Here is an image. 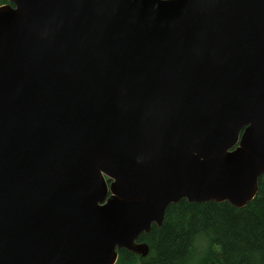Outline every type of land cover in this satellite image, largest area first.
Listing matches in <instances>:
<instances>
[{
    "label": "water",
    "instance_id": "95a60500",
    "mask_svg": "<svg viewBox=\"0 0 264 264\" xmlns=\"http://www.w3.org/2000/svg\"><path fill=\"white\" fill-rule=\"evenodd\" d=\"M0 264H116L182 200L264 175V0H6Z\"/></svg>",
    "mask_w": 264,
    "mask_h": 264
},
{
    "label": "trees",
    "instance_id": "16d2710c",
    "mask_svg": "<svg viewBox=\"0 0 264 264\" xmlns=\"http://www.w3.org/2000/svg\"><path fill=\"white\" fill-rule=\"evenodd\" d=\"M6 3L0 0V6ZM138 242L148 246V255L119 250L116 264H264V175L244 208L182 200L167 208L160 228L153 225Z\"/></svg>",
    "mask_w": 264,
    "mask_h": 264
},
{
    "label": "rangeland",
    "instance_id": "374dc122",
    "mask_svg": "<svg viewBox=\"0 0 264 264\" xmlns=\"http://www.w3.org/2000/svg\"><path fill=\"white\" fill-rule=\"evenodd\" d=\"M199 256H200V255H199ZM197 261H198V257H197V259H196V263H197ZM191 264H193V262H192Z\"/></svg>",
    "mask_w": 264,
    "mask_h": 264
}]
</instances>
